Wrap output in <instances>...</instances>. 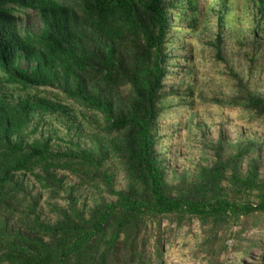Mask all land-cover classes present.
<instances>
[{"label":"trees","instance_id":"trees-1","mask_svg":"<svg viewBox=\"0 0 264 264\" xmlns=\"http://www.w3.org/2000/svg\"><path fill=\"white\" fill-rule=\"evenodd\" d=\"M222 1L220 27L231 0ZM253 3L259 28L264 0ZM19 9L39 15L40 32L18 28ZM175 15L191 51L194 0H0V264H167L164 221L198 223L209 264H221L228 236L243 257L261 246L258 140L206 141L211 157L181 172L159 149L161 120L174 109L192 117L198 103L193 83L171 72L170 50L185 36ZM231 73L237 93L215 104L264 120V98ZM6 85L26 96L11 101ZM38 115L66 120L70 139L37 137Z\"/></svg>","mask_w":264,"mask_h":264},{"label":"rangeland","instance_id":"rangeland-1","mask_svg":"<svg viewBox=\"0 0 264 264\" xmlns=\"http://www.w3.org/2000/svg\"><path fill=\"white\" fill-rule=\"evenodd\" d=\"M194 2L199 21L198 33L192 39L191 51L189 46L192 35L187 31L184 34L185 22L183 19H177L175 15L172 22L175 31L185 35L182 39L184 47L179 45L177 38L176 51L170 50L173 54H170L173 56L170 62L174 77L179 78V81L184 80L187 87L193 83L198 103L194 117H189L186 113L178 115L174 109L171 110L174 117L168 115L161 120L158 136L162 147L159 149L165 154L169 171L181 172L194 168L202 156L211 157V152L202 151L206 141H217L221 137L232 142L255 139L262 146V150L255 157H259L262 162L264 177V120L251 123L248 116L239 110L220 107L213 101L226 100L237 91L234 88L238 83L232 76V69L244 81L243 85L249 91L264 98V31H262L264 24L257 28L256 20H259V14L254 9L253 0H231L221 27L218 13L223 4L222 0ZM16 16L19 18L21 31L40 32L42 23L36 12L19 9ZM222 31L226 37L221 39L222 48L218 54L214 44L217 43L218 35H223ZM185 48L190 52L188 55L183 51ZM186 56L194 57L189 62L185 59ZM218 56H222V59ZM21 64L27 68L25 62ZM2 88L4 94L13 102H17L21 95L26 96V92L22 91L19 85H6ZM46 90L48 88L40 89L41 95L48 96ZM31 93L34 95L37 92L32 90ZM65 122L62 117L38 115L33 119L29 131L38 130L37 137L44 134L46 137L53 136L68 141L70 138ZM26 182L28 191L36 196L34 186L27 179ZM123 186L122 180L117 187L120 190ZM109 200L113 201L111 198ZM163 228L170 241L167 245V264H209L205 259L198 223L180 228L176 224L164 221ZM252 234H247V237ZM254 234L260 236L258 242L261 246L251 251L247 257L233 251L234 241L228 236L229 249L222 253L221 264H264V232L255 231Z\"/></svg>","mask_w":264,"mask_h":264},{"label":"clouds","instance_id":"clouds-1","mask_svg":"<svg viewBox=\"0 0 264 264\" xmlns=\"http://www.w3.org/2000/svg\"><path fill=\"white\" fill-rule=\"evenodd\" d=\"M16 15H17V13H16ZM18 18V17H17ZM41 20V19H40ZM17 25H18V28L20 29V24H19V18H18V22H17ZM21 30V29H20ZM23 33L25 32V30L24 31H22ZM21 62H24V61H21Z\"/></svg>","mask_w":264,"mask_h":264}]
</instances>
